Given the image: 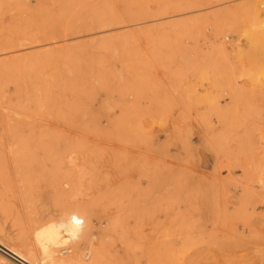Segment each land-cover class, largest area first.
Segmentation results:
<instances>
[{
  "label": "rangeland",
  "instance_id": "obj_1",
  "mask_svg": "<svg viewBox=\"0 0 264 264\" xmlns=\"http://www.w3.org/2000/svg\"><path fill=\"white\" fill-rule=\"evenodd\" d=\"M263 57L264 0H0V243L33 264H264V166L247 109L220 103L264 102ZM75 210L81 234L45 252Z\"/></svg>",
  "mask_w": 264,
  "mask_h": 264
},
{
  "label": "crops",
  "instance_id": "obj_2",
  "mask_svg": "<svg viewBox=\"0 0 264 264\" xmlns=\"http://www.w3.org/2000/svg\"><path fill=\"white\" fill-rule=\"evenodd\" d=\"M258 60L264 61V57ZM250 89L252 93L257 94V97L248 94L247 99L240 102L224 98L220 100V103L221 105L239 106L247 109L246 122L252 125L246 133V139L252 145V148L247 150V161L259 171L264 166V102L259 98V93L262 94L263 89ZM259 128L262 130H259Z\"/></svg>",
  "mask_w": 264,
  "mask_h": 264
},
{
  "label": "bare ground",
  "instance_id": "obj_3",
  "mask_svg": "<svg viewBox=\"0 0 264 264\" xmlns=\"http://www.w3.org/2000/svg\"><path fill=\"white\" fill-rule=\"evenodd\" d=\"M82 223L83 217H81V213L75 210L73 212L68 213L65 217H62L59 222H56L55 224L53 223V225L48 227L46 230L42 231V235L45 240V243L43 245L44 251L46 252L47 250H49V248L47 247H50L51 249V247H56L64 244L65 238H63V236L60 234L62 232L67 235L70 239L78 238V236L81 234ZM64 252V250L61 251V253ZM0 253V255H4L9 260H13L11 262H16L17 264H33L20 253L8 247H5L1 243ZM49 264H68V262L65 259H55L50 260Z\"/></svg>",
  "mask_w": 264,
  "mask_h": 264
}]
</instances>
